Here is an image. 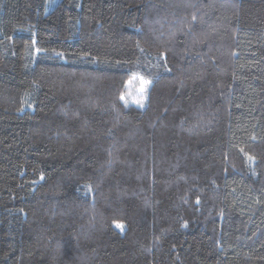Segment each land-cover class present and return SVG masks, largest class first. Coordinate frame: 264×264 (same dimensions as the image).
<instances>
[{"label": "trees", "instance_id": "1", "mask_svg": "<svg viewBox=\"0 0 264 264\" xmlns=\"http://www.w3.org/2000/svg\"><path fill=\"white\" fill-rule=\"evenodd\" d=\"M39 262L264 264V0H0V264Z\"/></svg>", "mask_w": 264, "mask_h": 264}, {"label": "snow or ice", "instance_id": "2", "mask_svg": "<svg viewBox=\"0 0 264 264\" xmlns=\"http://www.w3.org/2000/svg\"><path fill=\"white\" fill-rule=\"evenodd\" d=\"M193 19H195V17H193ZM37 51H40V50L37 49ZM134 79H136L135 76L130 78L128 81H126V83L128 85H131ZM150 83H151L150 81L145 80L142 77L139 79V87L137 89V95L133 97V102L141 108L145 107L146 101L148 100V89H149ZM126 95H130V93L121 94L119 97L120 100L124 101L125 106H127L128 104ZM118 226L122 227V225H118Z\"/></svg>", "mask_w": 264, "mask_h": 264}, {"label": "rangeland", "instance_id": "3", "mask_svg": "<svg viewBox=\"0 0 264 264\" xmlns=\"http://www.w3.org/2000/svg\"><path fill=\"white\" fill-rule=\"evenodd\" d=\"M139 87V84H137L136 87H133L131 86L128 93H130V95H127L128 96V99H131L133 101V97L137 95V89ZM246 160H247V163H249V158L246 157ZM38 264H46L44 262H39Z\"/></svg>", "mask_w": 264, "mask_h": 264}]
</instances>
